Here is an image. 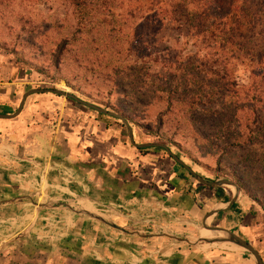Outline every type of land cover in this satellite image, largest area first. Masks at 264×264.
I'll use <instances>...</instances> for the list:
<instances>
[{"label":"rangeland","instance_id":"1","mask_svg":"<svg viewBox=\"0 0 264 264\" xmlns=\"http://www.w3.org/2000/svg\"><path fill=\"white\" fill-rule=\"evenodd\" d=\"M150 1L157 7L167 3L177 22L169 25L168 17H164L160 28L162 25L147 12ZM240 6L245 10V21L256 23L261 19L256 33L244 24L237 31L235 28L242 38L227 30L211 41L200 19L205 12L200 0H115L106 5L89 0L90 21L81 31L70 0H0V46L19 51L20 60L27 57L34 61L25 81L21 78L15 106L18 109L29 90L58 89L127 117L137 144L168 147L207 181H240L235 212L240 217L243 214L241 224L261 225L255 231L260 234L256 238L264 239V37L257 36L264 28V0H243ZM139 7L144 10L138 12ZM187 14L196 16L191 30L177 29ZM228 40L237 41L240 49L228 46L223 51V41ZM232 56L237 59L229 66L224 59ZM57 100L62 104L53 102ZM25 112L32 123L39 121L48 126L42 133L49 139L58 131L61 142L78 132L81 137L88 113L95 119L91 125L96 142L117 138L125 147L136 149L121 121L64 97L52 93L33 95L27 100ZM259 121L262 125L257 124ZM142 155V164L131 162L129 173L142 178L148 177L149 170L159 169L164 173L162 181L173 182L163 163V159L173 161L167 152L150 148L143 149ZM157 179L158 176L145 184L150 193L148 200L136 202L138 210L133 214L142 224L132 230L190 241L206 237L201 235V229L210 208L201 209L192 199L183 202L176 198V202L166 204V210L157 212V193L166 191L161 188L165 184ZM180 181L183 184L175 187L180 194L189 195L199 185L190 175ZM224 189L235 193L233 187ZM27 207L25 203L13 211L1 207L0 221L28 214ZM70 215L54 213L46 218L60 221ZM222 222L224 217H213L208 225L221 226ZM36 233L32 236L39 231ZM14 234L15 230L0 227V243ZM148 240L137 247L188 248L166 238ZM213 247L217 246L199 249ZM8 251L21 252L13 248ZM0 264H4L2 256Z\"/></svg>","mask_w":264,"mask_h":264},{"label":"crops","instance_id":"2","mask_svg":"<svg viewBox=\"0 0 264 264\" xmlns=\"http://www.w3.org/2000/svg\"><path fill=\"white\" fill-rule=\"evenodd\" d=\"M19 56V51L0 46V114L3 115L16 112L19 84L22 79L25 81L26 73L33 66V60L27 57L20 60ZM86 114L81 137L79 132L72 134L66 137L69 142H61L58 131L49 139L42 133L48 126L39 121L32 123L25 108L13 120H0V208L13 211L23 203L29 206L26 208L28 214L0 221L4 225L0 227L15 230L14 235L0 243L4 264H256L249 253L230 243L199 249L163 234L145 235L133 231L132 227L142 224V220L133 214L138 210L136 204L142 199L148 200L150 193L147 194L145 184L156 176L157 182L165 184L161 188L166 190L163 194L157 193V199L162 202L157 203V212L166 210V204L176 202V198H182L179 200L183 202L192 199L201 209L210 208L208 213L219 210L214 218L222 216L224 222L221 226L214 224V227L231 231L248 241L259 251L264 262V239L256 238L260 234L255 233L261 225L241 224L243 214L240 217L235 212L240 197L235 203L236 208H228L235 193L224 187L206 189L199 194L195 187L189 195L180 194L175 187L183 184L180 180L190 173L165 159L163 163L172 183L162 181L164 173L159 169L149 170L148 177L142 178L134 172L129 173L131 162L135 160L142 164L143 150L129 149L117 138L96 142L91 125L95 119ZM228 198L231 200L226 202ZM54 213L71 215L60 221L46 218ZM88 213L125 231L93 219L86 215ZM47 227L50 229L43 233L41 229ZM36 231L39 234L33 237ZM150 238H166L188 248L137 247V244H146ZM226 244L232 247H224ZM12 248L21 252L11 254L8 250Z\"/></svg>","mask_w":264,"mask_h":264},{"label":"trees","instance_id":"3","mask_svg":"<svg viewBox=\"0 0 264 264\" xmlns=\"http://www.w3.org/2000/svg\"><path fill=\"white\" fill-rule=\"evenodd\" d=\"M73 8H74V12L77 15V20H78V27L79 30L81 31L82 28L85 29L87 27V24L90 21V12L88 11V2L89 0H70ZM95 1V0H94ZM103 1V5L107 4V1H109V3L111 2H115V0H100ZM185 2H187V0H184ZM203 3L205 12L200 14V19L204 20L205 26H206V37L209 40H216L217 38H219V35L223 34V31L229 30L231 31V35L234 37H239L242 38L241 35H237L238 33H236L237 29L241 26V25H247V28H249L251 33H256L257 30V23L258 22H262L261 19L259 18V20L256 23H251V21H245V16L243 15V13H245V10L243 9V7L240 6V3L243 2V0H200ZM154 1H150L149 5L146 6L147 12L151 13V18L156 19L159 23V25H162L160 28L163 27V21H164V17H168V23L169 25H172L174 22H177L175 19L172 18L173 13L171 11H168V4L167 3H163V5H161L162 3L159 4V6L157 7V3H153ZM90 5V4H89ZM171 8V7H170ZM182 8L184 10H186V7ZM244 10V12H242V10ZM138 12H142L144 9L142 7H139V9H137ZM247 13H249V10L246 11ZM196 20V16L193 14H187L184 17V21L178 23L177 29H182V28H189L191 30V24ZM200 20V22H202ZM203 24V23H202ZM167 27V26H166ZM236 28V31H235ZM199 35V33H198ZM257 36H261L264 37V28L259 31L257 33ZM233 37V38H234ZM225 42V46L221 48L223 51L225 49H228V46H231L232 48L236 47L238 49H240L239 47H241L239 44H237L235 40H228V41H223ZM16 52V51H15ZM233 53V51H231ZM23 54V53H22ZM237 58H235L234 56L232 57H226L224 59V62L229 63V66H231V64L236 60ZM206 75H208V73H206ZM264 83V81H262ZM59 97V96H58ZM70 100V99H68ZM72 101V100H70ZM167 104H169V102H167ZM110 112V111H109ZM113 113V112H112ZM101 116H106V115H102ZM109 117V116H108ZM124 117L129 124H131L130 120ZM258 125H262V122H258ZM161 149V148H160ZM148 150V149H146ZM163 151H165L164 149H162ZM166 152V151H165ZM170 156V155H169ZM172 159V158H171ZM173 160V159H172ZM174 161V160H173ZM175 162V161H174ZM176 163V162H175ZM178 166H180L178 163H176ZM181 167V166H180ZM240 188L242 187V183L239 181L237 184ZM206 189H210V190H216L217 187H207V186H203V185H198L196 187V194L202 193L204 190ZM232 199V197H231ZM230 198H228V200H226V202H229L231 200ZM234 208L237 207V204H235L233 206Z\"/></svg>","mask_w":264,"mask_h":264},{"label":"water","instance_id":"4","mask_svg":"<svg viewBox=\"0 0 264 264\" xmlns=\"http://www.w3.org/2000/svg\"><path fill=\"white\" fill-rule=\"evenodd\" d=\"M49 93H52V94L59 96V97H64L66 99H70V100H72V101H74L80 105L86 106V107L96 111L99 114L118 119L126 127L127 132H128L129 141L133 147H135L137 150L150 149V148L164 149L168 153V155H170V157L176 163H178L179 165L184 167L200 185L207 186V187H217V188L218 187H225V186L235 188V194H234L231 202L228 203V205H227L228 208L233 207L235 205V203L239 200V197L241 194V189L236 183L229 181V180H217V181L210 182V181L203 179L201 176L196 174L189 166H187L178 156L171 153L170 149L166 146L151 144V143L137 144L135 142L133 129L130 127L128 121L124 117H122L118 114L109 112V111L102 109V108H100L96 105H93L91 103H87L85 101H82L81 99L77 98L76 96H74L70 93H67L66 91H62V90H58V89H53V90L32 89V90H29L23 95L22 100H21L19 107L16 110V112L14 114H11V115L0 114V120H13V119L17 118L22 113V111L24 110L26 102H27L29 97L36 95V94H49ZM64 206L66 208L70 209L69 206H67L65 204H64ZM218 213H219V210H214V211H211L210 213L206 214L204 217L203 228H204V230L211 233L210 236L202 237L197 241L180 239V238H177V237L170 235V234H163L162 236L170 238V239L175 240V241H178L180 243L188 244L189 246H193V247L217 246V245H221V244H225V243H230V244H233L236 247L246 251L247 253H249L253 257V259L255 260L256 264H264L263 259L260 255L259 251L252 244H250L248 241L244 240L243 238L239 237L238 235H236L235 233H233L231 231H228L226 229L219 228V227H211L208 225V220L210 218L214 217ZM86 215L92 217L93 219L99 220L102 223L107 224L113 228L125 231L124 229L119 228L114 224H110V223L106 222L102 217H100L98 215H95V214L91 215L89 213ZM142 237H145V236H142Z\"/></svg>","mask_w":264,"mask_h":264},{"label":"bare ground","instance_id":"5","mask_svg":"<svg viewBox=\"0 0 264 264\" xmlns=\"http://www.w3.org/2000/svg\"><path fill=\"white\" fill-rule=\"evenodd\" d=\"M201 235H202V236H208V235H209V232L206 231V230H203V232H202ZM224 247L231 248L232 246H230L229 244H226V245H224Z\"/></svg>","mask_w":264,"mask_h":264}]
</instances>
